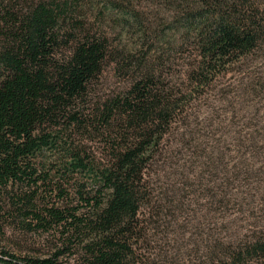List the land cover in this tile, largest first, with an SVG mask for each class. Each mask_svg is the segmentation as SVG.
<instances>
[{
  "label": "trees",
  "instance_id": "16d2710c",
  "mask_svg": "<svg viewBox=\"0 0 264 264\" xmlns=\"http://www.w3.org/2000/svg\"><path fill=\"white\" fill-rule=\"evenodd\" d=\"M135 1L0 0V222L23 231L58 230L78 264H147L137 251L145 239L140 215L148 213L156 231L163 222L173 228L202 192L214 212L227 208L237 190L228 175L239 156L251 154L249 145L208 143L207 131L191 127L187 104L191 89L203 92L226 65L264 50V0H163L175 8L165 28L183 32L198 51L188 91L172 90L162 78L160 46H146L152 29ZM91 17L114 20L124 31L135 27L139 48L148 50L117 51L112 33ZM110 62L127 86L94 101L91 88ZM177 121L181 130L174 132ZM75 129L106 136L102 164L75 145ZM227 150L239 154L230 160L232 170ZM206 171L211 178L203 186ZM74 177L85 180L75 188L77 205L61 183ZM213 243L210 264L264 260V232ZM5 259L2 264L56 262Z\"/></svg>",
  "mask_w": 264,
  "mask_h": 264
},
{
  "label": "rangeland",
  "instance_id": "374dc122",
  "mask_svg": "<svg viewBox=\"0 0 264 264\" xmlns=\"http://www.w3.org/2000/svg\"><path fill=\"white\" fill-rule=\"evenodd\" d=\"M140 6L144 19L146 17L152 29V32H148L146 46H160L156 60L161 63L162 78L172 90L188 91V77L196 64L198 51L183 32L171 34L165 28V18L175 8L168 6L163 0H140ZM90 20L112 33L111 41L117 51L122 47L130 49L136 45V55L140 52L145 54L148 50L146 46L139 48L142 39L136 34L135 27L124 31L114 20L97 18L95 22L93 17ZM162 35L167 38L160 43L159 37ZM127 82L120 67L117 68L110 62L103 67L94 82L91 98L94 101L105 99L124 89ZM188 100L187 111L191 127L194 130L200 129V132L207 131L210 137L208 143L212 141L213 145H249L251 154L249 157L239 156L227 150L228 161L233 157L240 158L233 170L230 167L232 161L228 162V168L232 170V174L228 176L237 181V190L230 192L227 208L214 212L210 199L202 192L197 200L192 201L191 210L178 213L175 219L177 223H174L173 228L163 222L161 231H156L151 228L154 225L152 226L148 213L144 217L140 215L145 228V239L139 241L137 251L147 264H210L213 240L216 237L224 242L232 239L243 241L264 232V50L252 51L226 65L225 70L217 74L203 92L191 89ZM180 125L178 121L174 123L173 131H180ZM88 131L81 133L73 130L75 145H83L86 154L93 157L95 165L102 164L106 160L103 146L109 145V142L105 135ZM195 135L203 138L199 134ZM235 148L243 150L239 146ZM209 176L207 171L203 173V186L209 185ZM84 181V178L74 177L69 182H61L62 188L70 193L67 201H72V205H77L81 200L75 195V188L81 189ZM61 204L64 205V202L57 203ZM188 220L189 224H186ZM178 223H185L186 226L178 227ZM60 237L58 230L23 231L0 222V264L10 254L32 259L55 258V264H78V254L72 248H65L66 245L59 241ZM56 250L62 253L57 258L54 256ZM259 263L264 264V260Z\"/></svg>",
  "mask_w": 264,
  "mask_h": 264
}]
</instances>
